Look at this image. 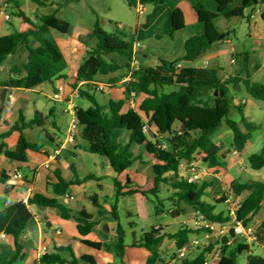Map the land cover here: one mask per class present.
Wrapping results in <instances>:
<instances>
[{"label":"trees","instance_id":"obj_1","mask_svg":"<svg viewBox=\"0 0 264 264\" xmlns=\"http://www.w3.org/2000/svg\"><path fill=\"white\" fill-rule=\"evenodd\" d=\"M9 11L12 15L22 18L32 26L25 32L14 30L9 35L0 37V65L4 64L10 55L15 54L21 47L27 51V59L24 64L26 76L20 79L11 78L5 87L0 90V128L4 110L9 104L10 89L28 87L34 83H48L55 88L56 81L67 79L68 63L61 52L52 30L64 34H71L73 25L59 15L60 7L71 3L73 0H65L59 3V8L53 12H41V25L36 26L30 18L20 10L12 0ZM39 7L47 6L49 0H34ZM142 5L158 6L164 4L165 0H140ZM264 3V0H194V9L199 21L204 25V33L190 37L184 45V55L174 61H161L157 67L143 63L140 55V66L132 68L133 44L127 39L125 32L119 28L109 33L100 25L97 19L92 33L86 37H80V41L86 45V53L76 76V84L84 83L79 88L78 96L87 98L92 106L88 109L76 108L75 114L81 128V137L86 142L87 152L108 158L112 167L118 174L130 168L136 158L127 147L120 150L113 142V132L118 129L128 130L130 133V144L144 145L145 150L152 154L159 163L155 164L154 187L149 191L130 190L122 193L121 183L115 178L113 209L118 205L119 199L125 195L141 193L148 197L153 196L155 204V215L161 216L169 213L177 218L192 209L204 222L224 224L232 220L231 214L224 212L216 213V204L225 200H217L215 203L205 201L203 198L209 196L208 189L212 187V181L190 183L186 176L180 173L183 162L188 164L202 158L203 163L209 168H223L227 166V151L222 144L216 143L212 136L217 129L226 122L233 131V147L237 152H243L247 143L253 138L257 126L248 122L244 115L245 103L236 102V97L241 92L235 90V86L242 87V93L255 101L264 102V84L254 81L250 72V52H239L234 54V60L243 64L241 71L222 78L220 69L208 67L181 66L182 62H195L201 59L213 46L221 41L220 35L223 31L218 25L220 19L230 21L233 18L246 17L247 9H255ZM51 4V3H50ZM153 15H149L150 20ZM250 19V15L247 16ZM264 21V9L261 12ZM186 26L184 14L180 9L169 10L168 27L162 36H173L176 32ZM93 40L94 45L88 41ZM261 65L256 64L255 70ZM122 73L120 76H114ZM98 76H112L109 83L123 82L125 98L122 100H111L107 105H101L95 93L98 90ZM224 91V95H222ZM143 94L145 96L140 109L148 115L150 131L145 133L143 126L144 118L135 110L130 109L123 113L122 109L126 100ZM239 115L238 119H232V113ZM151 116L149 117V115ZM45 117L41 112H36L34 118L26 123L21 117L8 133L0 131V155L12 160L25 162L28 159V151L39 152L42 145L31 143L21 135L17 149L14 151L4 150V139L12 131H20L26 127L38 125L45 126ZM178 123V127L175 124ZM155 128V131L153 130ZM158 137L165 139L161 142ZM164 145H166L164 147ZM224 151V152H223ZM251 169L261 170L264 168V147L248 157ZM9 176L0 173V182L9 181ZM95 179L93 175H87L82 179L66 180L58 175L56 184L50 183L49 190L54 197L44 194H34L28 203L17 202L0 211V236L11 235L15 239L16 254L12 261L23 257V246L20 239L27 229V225L33 214L29 205L37 204L46 207H54L61 211L63 218L75 219L78 222L79 233L87 235L95 226L93 216L85 210L76 215L60 199L65 196L73 184H81ZM129 178L127 185L130 184ZM162 187L170 192L166 200L159 198ZM229 191L235 197L244 192H249L248 197L243 200L236 209V218L248 227L253 222L257 212L264 202V182L249 181L241 183L238 180L230 184ZM149 198V197H148ZM166 202L170 204L167 209ZM206 229H203L205 231ZM201 230H193L189 226H182L176 232H163L152 226L150 231L141 235L135 245H140L149 250L150 256L145 264H206L208 254H211L217 245L220 246L221 258L218 264H237V257L243 253H251L252 248L264 244V220L256 229V241L248 244L246 240L230 230L228 243L223 244L222 238L211 239L206 242L197 256L185 259L178 258V252L166 262L161 250L166 238L172 239L178 250L190 242L193 233ZM214 241V242H211ZM85 244L98 247L97 243L85 240ZM61 249L59 252L63 251ZM252 255H249V259ZM84 259H87L86 257ZM59 253L44 255L41 264H65Z\"/></svg>","mask_w":264,"mask_h":264},{"label":"crops","instance_id":"obj_2","mask_svg":"<svg viewBox=\"0 0 264 264\" xmlns=\"http://www.w3.org/2000/svg\"><path fill=\"white\" fill-rule=\"evenodd\" d=\"M12 1L19 6L20 10H22L36 26L41 25V12H53L59 8L60 1L65 2V0H49L50 2H48L47 6L39 7L34 0ZM83 1L85 0H73L69 4L63 5L60 7L59 15L61 16L64 9H68L73 4H80ZM91 1L95 0H86V2L89 3L88 11L94 15V18H96L95 16L99 17L97 8L90 4ZM101 2L103 3L104 10L107 11L104 19H107L109 22L120 20V23L116 22V28L121 26V30L125 32L129 41L132 40L133 42H139L143 45L141 49L143 63L152 67L159 66L163 60L174 61L182 57L184 55V45L186 41L192 36L204 33L205 30L204 25L199 21L198 15L194 9V0H165L164 4L158 6L142 5L140 0H118V5L120 4L121 8L128 6L135 11V22H128L127 18H125V20L114 19L111 14L113 10L112 4L107 2V0H102ZM171 9H180L183 12L186 26L173 36H162L161 33L168 27L169 10ZM263 9L259 10L256 8L255 11H252L249 21L251 22L253 19V13H257L261 16ZM5 13L11 16L10 20H6ZM151 14L153 17L149 20L148 17ZM62 18L66 19L65 17ZM94 18L89 19V22L86 24L73 23L69 19H66L73 25L71 34H64L57 30H52L53 37L68 63V70L66 72L67 79L57 80L55 88L48 83H34L28 87L10 89L9 98L12 96L14 100L13 103H9L8 107L4 110L0 128L1 133H8L21 117L28 123L34 118L36 112H41L44 115L45 126L40 127L38 125H33L32 127L24 128L22 132L17 130L12 131L8 137L4 139V150H16L21 135H23L27 141L42 145L43 147L39 152L28 151V159L25 162L9 159L4 153L0 155V173L5 172L10 178L6 183L0 182V211L17 202L28 203L29 198L37 193L54 197L48 185L50 183L56 184L58 182V175L66 180H77L87 175H93L95 179L81 184L71 185L67 194L60 199L73 211L74 215L82 210L90 213L93 216L92 220L96 222V224L87 235L83 236L79 233L78 222L73 218H63L59 209L31 204L28 207L33 214V219L29 221L27 229L20 239V243L23 246V257L16 261H12L13 256L16 254L15 239L11 235H1L0 264H39L40 250L44 246L47 248V254L59 253L61 258L67 261L65 264H145L150 256L149 250L134 244L140 240L141 235L150 231L152 226L157 225L162 228L163 232L174 233L171 231V228L173 229L176 226L181 228L182 219L189 216L195 217V228L201 230L199 233H193L190 236V241L203 239V229H205L204 221L201 216H198L192 209H188L186 214L177 218L172 217L168 213L171 218L155 221L149 230L142 231L140 235L136 229H132L130 232L131 237L128 238L129 232L123 228L120 220L119 203L114 209L112 207L114 204L113 198L115 188L112 186L111 188H103V181L105 179L114 181L116 178L122 186H126L122 189V193L130 190L149 191L154 187L155 174L153 167L155 164L159 163L152 154L145 150L144 145L130 144V133L128 130L118 129L113 132V142L119 146V149L125 150L128 147L129 151L134 155V158H136L133 165L123 173L118 174L115 172L108 158L85 150L86 142L81 137V128L75 143L68 145L58 156H54V151L60 146L67 135L68 127L75 116V109L82 108L76 106L74 99L79 97L77 92L84 83H78L76 88H74L73 85L77 83L76 76L86 53V45L80 41V37H86L92 33L93 26L98 19ZM98 20L101 25L100 19ZM31 28L32 26L26 23L22 18L12 15L8 8L5 9L0 6V37L9 35L14 30L25 32ZM221 30L223 31L224 38L216 43L201 59L189 63L182 62L179 65L183 67L193 66L220 69L219 56L225 51L224 45L231 44L232 42L230 37L232 31L228 32V27L225 28V30ZM94 43L95 42H93L92 45H94ZM215 47H217L218 50L213 51ZM239 52L250 51H238L236 48H233V55ZM255 54L256 50L252 49L250 52V63ZM26 59L27 51L25 47H21L15 54L10 55L4 64L0 65V90L3 86L5 87L9 79H20L26 76V71L24 69ZM240 71L241 69H238L221 77L227 78ZM120 75H122V73H116L114 76ZM111 77L112 76H98V81L96 83L105 86L100 92L109 88L113 92L117 91L115 93L117 95V97L114 98L115 101L124 99L125 94L122 84L128 80V77H125L120 82L116 83V85L109 83ZM100 80L104 81L101 82ZM56 86L63 87L59 100H54L52 98L56 91ZM238 97H241V95L236 97L235 100L237 103L240 102ZM44 98L51 102L66 104V111L68 115H71V118L69 122L64 125V131H62L61 126L58 125L55 119L56 108L48 104ZM144 99L145 96L143 94L131 97L126 100L122 112L127 113L130 109H133L137 111L145 121H148V115L140 109ZM241 99V102L245 103L244 115L246 120L258 127L254 134L259 133L258 136L263 137L260 134V130H262L264 126V106L259 105L249 96H245ZM151 114L152 113H150L149 117ZM153 130L155 131V128ZM254 134L243 152L240 153L235 151L233 141L230 149H224V151L228 152L226 167L209 168L203 163L201 157H198L197 160L192 162L194 163V167H192L191 163L188 164L186 162H183L181 165L180 173L185 176H192L195 172L200 176L198 182H213L212 187L208 189V197L211 199L210 203H215L217 200L224 199L225 201L223 203L228 208V214L249 195V192H244L238 197L231 194L229 187L233 181L238 180L241 183L249 181L264 182V175H260L259 177L256 176L255 178L252 176L247 177V175L249 176L250 174L248 173V166L245 158L246 151L251 147H256L259 142V138H256L257 136ZM115 137L118 143L117 141L115 142ZM158 139L161 142H166L165 139L161 137H158ZM128 178L131 183L127 185ZM69 193L73 194V199L68 197ZM169 194L170 192L168 189L162 187L159 192V198L161 200H166ZM128 196H133L136 199L138 206L136 212L137 216H140L141 212H144L143 210L145 209L146 202H152L151 199H153V196L149 195L148 198L141 193L125 195L121 198H126ZM166 207L167 209L170 208L168 202H166ZM128 215L136 216L132 212H128ZM263 220L264 202L255 215L250 227L257 229ZM131 226L133 228L136 224L132 223ZM57 230H60L61 233H57ZM228 235V233L224 234L221 238L223 239V237ZM85 240L97 243L98 247L95 248L85 244ZM258 245L264 249V244ZM61 249L64 250L59 252ZM161 250L167 263L172 255L178 252L174 240L169 238L163 241ZM199 252L200 249H198V247H193L188 256L194 258ZM85 257L87 259H84ZM262 257L264 258V256ZM218 262L219 261L215 260L213 257L208 256V264H218Z\"/></svg>","mask_w":264,"mask_h":264},{"label":"rangeland","instance_id":"obj_3","mask_svg":"<svg viewBox=\"0 0 264 264\" xmlns=\"http://www.w3.org/2000/svg\"><path fill=\"white\" fill-rule=\"evenodd\" d=\"M102 0H95L91 1L90 4L92 6L97 8V12L99 13V17L92 15L91 12L88 11L89 3L83 1L80 4H73L68 9H64L61 13L62 17H65L66 19H69L73 23H88L89 19H100L101 25L107 32L111 33L116 30V24L120 23V20H113V22H109L107 19H104L106 17L107 11L104 10ZM110 4L113 6L112 10V16L114 19H123L127 18V21L129 22H135L136 21V13L134 10L127 7H122L120 4L118 5V0H107ZM122 5V4H121ZM259 10L264 8V3L260 4L257 7ZM252 13L251 9H247L246 11V17H238L233 18L230 21H226L225 19H220L218 21V25L220 29H224L228 27V32L232 31L231 37V44L224 45L225 51L220 54V75L223 77L227 73H232L235 70L241 69L243 64L241 62H238L237 60L233 62L235 56L233 55V48H236L238 51H252V49L256 50V54L252 57V61L250 64V72L252 75V79L254 81L260 82L264 84V21L262 20L261 16L257 13H253V19L251 22L248 19V15ZM130 19V20H129ZM120 21V22H119ZM117 22V23H116ZM122 25V24H119ZM123 26V25H122ZM93 40H89L88 44L92 46ZM218 50L217 47L213 49V51ZM258 63L261 65V68L258 70L254 69V65ZM236 64V65H235ZM103 82L104 80H100ZM117 91H112L111 89L107 88L104 91L100 92L97 91L95 93V97L97 101L101 105L108 104L111 100H114L117 95L115 94ZM241 97H238V100H242L241 98L248 96L246 92L244 91L242 93L241 90ZM45 99V98H44ZM46 102L56 108V121L58 122V125L61 126L62 131H64L65 127L64 125L69 122L71 115H68L66 111V104L57 103V102H51L45 99ZM259 105L264 106L263 101H255ZM74 103L76 106L82 107L83 109H88L92 106L91 102L85 98V97H76L74 99ZM232 119H238L239 115L235 113H232L231 115ZM178 123L175 124V127H178ZM259 134V133H258ZM258 134H254L259 138L258 145L255 147H251L247 149L245 158L247 161L248 166V173L250 174L247 177H256L260 175H264V168L261 169V171L253 170L250 168L248 163V157L254 153L257 152L261 147L264 146V126L262 130H260V134L263 137H259ZM213 140L218 143L222 144L224 146V149L227 150L230 149L232 141H233V131L231 128L226 125V122L223 121L222 125L217 129V131L212 136ZM118 140L115 137V142ZM95 156V155H94ZM253 178V179H254ZM103 188H111V186L114 188L113 181L109 179H105L103 181ZM96 188V187H95ZM207 202H211V199L209 197L203 198ZM155 204L154 202H146L144 212H141L140 216L136 215L137 212V203L136 199L133 196H128L126 198H121L119 200V214H120V220L122 223V226L125 230L129 232L128 238L131 237L130 232L132 229H136L139 232V235L142 234V231H147L150 229L151 225L157 221V220H163V219H169L171 216L168 213H165L161 216L155 215ZM224 211L225 214H228V208L224 203L217 204L216 205V212ZM128 212H132L136 216H129ZM194 219L195 217L189 216L185 217L183 222L181 223L182 226H189L193 230H195L194 225ZM132 223L136 224V226H133ZM179 229L178 226L171 228V231L175 232ZM216 240V237L214 238ZM168 242V240H167ZM214 242V241H211ZM249 255H259L264 256V249L261 247H253L251 253H243L237 257V264H248L249 261ZM168 259V258H167ZM168 261V260H167Z\"/></svg>","mask_w":264,"mask_h":264},{"label":"built area","instance_id":"obj_4","mask_svg":"<svg viewBox=\"0 0 264 264\" xmlns=\"http://www.w3.org/2000/svg\"><path fill=\"white\" fill-rule=\"evenodd\" d=\"M0 6L4 7L5 9L9 8L10 4L8 0H0ZM141 13V11H140ZM5 18L6 20H10L11 16L9 14L5 13ZM119 29H122L120 26ZM143 45L139 42H134L133 44V61H132V68L133 69H138L140 66V55H141V49ZM235 62V60H233ZM105 86L103 84L98 85V90L104 89ZM63 91L62 86H56V91L54 92L52 98L54 100H59L61 92ZM78 95V92H77ZM13 97L10 96L9 98V103H13ZM80 131V126L79 122L76 118V114L68 127L67 135L63 142L60 144V146L54 151V156H58L62 150L66 149L68 145L75 143ZM143 131L145 133L150 131V127L147 123L145 122L143 126ZM166 145H164L165 147ZM194 163H191L192 167ZM194 169V168H193ZM188 181L190 183L193 182H198L200 179L199 174H196L194 172V175L192 176H186ZM68 197L73 199V194L69 193ZM236 208L230 212L232 220L230 222L224 223V224H218V223H210V222H204V228L206 229L203 234V239L202 240H192L188 244H186L182 249L178 250V258L179 259H185L190 250L193 247H203V245L213 239L214 237L216 238H221L224 234H229L230 230H234L236 235L242 236L248 244H251L256 241V229L253 227H246L243 225L242 221H238L236 218ZM202 218V217H201ZM203 219V218H202ZM157 230H161V227L159 225L155 226ZM57 233H61L60 230H57ZM5 235V234H2ZM47 254V248L44 246L40 250V258H39V264L41 258ZM209 257H213L215 260L219 261L221 258V251H220V246L217 245L214 251L211 254H208ZM175 261V260H174ZM174 261L169 264H174ZM208 264V263H206Z\"/></svg>","mask_w":264,"mask_h":264},{"label":"water","instance_id":"obj_5","mask_svg":"<svg viewBox=\"0 0 264 264\" xmlns=\"http://www.w3.org/2000/svg\"><path fill=\"white\" fill-rule=\"evenodd\" d=\"M224 38V34L220 35V39ZM235 90L238 92H241L242 87L240 85L235 86ZM222 95H224V91H222ZM228 236L223 237L222 243L227 244L228 243ZM248 264H264V258L259 255H252V257L249 259Z\"/></svg>","mask_w":264,"mask_h":264}]
</instances>
